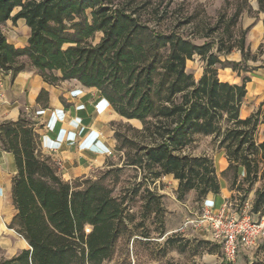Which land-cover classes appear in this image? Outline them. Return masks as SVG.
I'll list each match as a JSON object with an SVG mask.
<instances>
[{
	"label": "trees",
	"instance_id": "16d2710c",
	"mask_svg": "<svg viewBox=\"0 0 264 264\" xmlns=\"http://www.w3.org/2000/svg\"><path fill=\"white\" fill-rule=\"evenodd\" d=\"M171 2L159 8L150 0H0V69L11 70L13 77L24 68L18 60L25 57L50 85L74 79L95 87L118 115L141 122V129H134L141 143L114 134L120 141L117 149L129 148L123 164L139 168L151 182L171 174L180 199L190 190L200 201L220 192L213 160L185 152L195 135L212 136L224 150L228 164L221 179L231 170L234 182L242 167L244 180L264 181L259 172L264 140L256 143L253 137L264 116L255 111L240 117L249 77L236 84L217 74V66L246 71L242 62L264 55V42L252 53L245 43L248 28L234 32L244 10L238 7L227 19L220 14L204 35L209 38L220 29L215 42L197 44L177 31L189 19L162 27L172 13L167 7ZM257 6L256 13L264 12V0H257ZM18 19L30 30L24 47L9 43L1 29L7 20ZM234 50L241 62L220 59ZM195 55L205 64L198 80L186 71V61ZM46 98L42 89L37 100L45 104ZM0 140L17 167L12 187L17 213L11 226L31 248L0 264L109 261L116 240L128 231L126 198L92 178L62 180L36 153L35 135L24 116L0 123ZM256 192L254 211L264 188Z\"/></svg>",
	"mask_w": 264,
	"mask_h": 264
},
{
	"label": "rangeland",
	"instance_id": "374dc122",
	"mask_svg": "<svg viewBox=\"0 0 264 264\" xmlns=\"http://www.w3.org/2000/svg\"><path fill=\"white\" fill-rule=\"evenodd\" d=\"M142 1L145 0H136L138 3ZM150 1L152 7L160 4L159 8L170 2V0ZM249 1L172 0L167 6L172 13L162 20L161 25L168 29L189 19L188 23L179 26L178 33L197 44L205 41L215 42L220 29L211 34L209 38H205L204 35L216 25L220 14H224L227 19L236 8L244 9L234 27L235 33L241 30L240 25L246 17L256 15ZM2 28L8 35L9 41H13L21 27L20 23H11L8 27L2 25ZM99 37L100 34H97L95 41H98ZM17 39L18 42L19 40L24 41L25 36L21 35ZM263 56L261 55L257 61L242 62L246 71H240V75L243 77L246 72L254 70L256 65L264 61ZM27 61L25 57H22L18 63L29 64ZM204 66V62L195 55L191 61L186 63V71L198 80L203 73ZM232 72L236 71H231L230 67L217 66V74L221 79H231ZM253 103V100H243L245 107H251ZM256 111L260 112V117L264 116L260 108ZM138 121L135 124H130L123 119L112 121L110 126L113 129V135L117 131L122 138L126 137L141 143L143 141L141 135L134 130L142 127L141 122ZM258 126L253 136L256 143L260 142L259 135H261ZM194 139L185 152L195 156L205 155L216 162L219 157L216 153L218 147L217 143L212 140V136L195 135ZM119 142L115 138L114 153L106 160L103 167L88 176L111 188L113 195L126 198L128 231L118 237L111 259L105 264H264V241L251 249L241 250L234 263L227 262L220 246L210 240L209 231L203 225L204 223H199L200 206L204 205L200 201L201 198L190 190L180 199L176 194L177 186L173 187L171 179H162L164 177L162 176L151 182L149 175L141 172L139 168L124 165L125 152L129 148L117 149ZM52 167L55 171L57 170L54 166ZM259 172H264V159L259 163ZM239 173L240 175L235 178L234 182L231 170L224 178L228 188H231L228 198L230 213L240 214L242 210H245L253 218L264 216V198L258 211L252 210L256 191L263 190L264 181L257 177L256 180L250 182V180L243 179L241 171ZM217 175L220 181H223L219 172ZM168 238L170 239L167 241Z\"/></svg>",
	"mask_w": 264,
	"mask_h": 264
},
{
	"label": "crops",
	"instance_id": "0c3cea01",
	"mask_svg": "<svg viewBox=\"0 0 264 264\" xmlns=\"http://www.w3.org/2000/svg\"><path fill=\"white\" fill-rule=\"evenodd\" d=\"M249 4L253 10L258 9L257 0H250ZM263 22L264 12H258L255 16L246 17L240 25L241 29L248 28L245 43L252 53L264 42ZM11 23V20H7L3 25L8 27ZM15 23H20L21 28L13 41H9L3 28L2 32L9 43L15 47H24L30 30L23 19H18ZM21 35L25 36L24 41H16ZM220 59L242 61L240 52L236 50L226 56H220ZM188 61L191 60L186 63ZM246 62L249 63V60ZM231 74V79H220L240 84L242 75L237 72ZM244 76L249 77L244 101L253 100L254 103L251 107H245L242 103L241 118L258 108L264 113V61ZM42 89L47 91V98L43 101L45 104L37 100ZM20 116H24L31 123L36 153L54 166L57 175L69 183L87 178L103 167L114 153L115 137L110 126L112 121L123 119L130 124L138 121L118 115L95 87H86L74 79L50 85L27 63L13 77L11 70L0 69V123L16 121ZM258 131H261V142L264 140V123L258 126ZM216 153L219 157L214 164L216 163L215 168L220 173L228 163L223 149L218 148ZM238 170L244 174L242 167ZM16 174L14 155L4 148L0 140V260L9 259L22 250L31 249L23 236L11 226L17 213L12 194ZM164 178L171 179L173 187L177 186V180L171 174L164 175L162 179ZM230 194L231 191L223 180L220 181V192L208 193L202 203L218 208L228 200Z\"/></svg>",
	"mask_w": 264,
	"mask_h": 264
},
{
	"label": "built area",
	"instance_id": "2783aa9c",
	"mask_svg": "<svg viewBox=\"0 0 264 264\" xmlns=\"http://www.w3.org/2000/svg\"><path fill=\"white\" fill-rule=\"evenodd\" d=\"M198 220L204 223L210 240L220 246L229 263H234L241 250L251 249L264 241V216L253 218L245 210L240 214L230 213L228 200L218 208L201 205Z\"/></svg>",
	"mask_w": 264,
	"mask_h": 264
}]
</instances>
